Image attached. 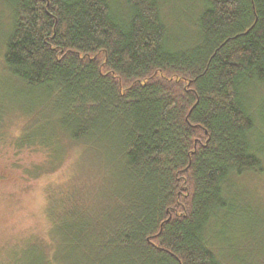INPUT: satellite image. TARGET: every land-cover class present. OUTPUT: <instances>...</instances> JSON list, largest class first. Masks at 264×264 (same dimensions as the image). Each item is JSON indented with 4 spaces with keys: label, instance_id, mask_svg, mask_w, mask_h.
I'll list each match as a JSON object with an SVG mask.
<instances>
[{
    "label": "trees",
    "instance_id": "1",
    "mask_svg": "<svg viewBox=\"0 0 264 264\" xmlns=\"http://www.w3.org/2000/svg\"><path fill=\"white\" fill-rule=\"evenodd\" d=\"M3 1L4 66L47 114L15 146L38 143L53 165L62 138L81 149L46 194L48 240L27 242L21 264H223L209 223L231 209L230 178L264 172L246 100L264 82V0H199L182 50L160 0H125L124 13L109 0Z\"/></svg>",
    "mask_w": 264,
    "mask_h": 264
},
{
    "label": "rangeland",
    "instance_id": "2",
    "mask_svg": "<svg viewBox=\"0 0 264 264\" xmlns=\"http://www.w3.org/2000/svg\"><path fill=\"white\" fill-rule=\"evenodd\" d=\"M109 2L114 11L124 13L125 0ZM199 4V0H160L162 17L175 49H185L192 44L190 41L194 42ZM11 14L6 2L0 0V264H21L27 242L41 250L35 240L47 241L50 230L45 214L46 194L70 177L81 151L78 145L62 138V156L53 165L48 148L38 143L15 146L16 137L28 123L40 124L47 114L36 107L38 94L10 78L4 66V43L11 29ZM246 100L255 125L251 136L264 164V82L248 88ZM245 176L230 178L234 184L231 194L236 195L233 203L231 197L227 198L226 206L231 209L220 216L223 220L209 223L210 239L219 245L211 242L209 247L223 264H264V172ZM237 215L243 219L239 220ZM257 218L261 222L258 236L248 239L247 235L252 234L249 225L252 229V219L258 222ZM47 256H51V251Z\"/></svg>",
    "mask_w": 264,
    "mask_h": 264
}]
</instances>
